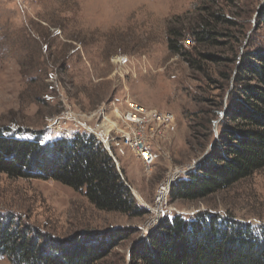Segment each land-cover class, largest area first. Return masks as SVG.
<instances>
[{
	"label": "rangeland",
	"instance_id": "rangeland-1",
	"mask_svg": "<svg viewBox=\"0 0 264 264\" xmlns=\"http://www.w3.org/2000/svg\"><path fill=\"white\" fill-rule=\"evenodd\" d=\"M262 6L264 0H0V129L24 139L71 138L86 132H79L72 118L101 128L99 111L105 109L114 123L107 108L113 102L121 108L126 99L173 113L176 123L169 141L155 146L152 169L129 150L119 155L114 147L117 169L137 204L155 209L166 176L175 170L186 176L212 152L220 108L228 104L226 60L235 47L240 57L264 47V26L257 18ZM212 13L222 17L220 46L201 49L211 59L203 61L204 70L191 71L188 57L170 54L168 29L188 35ZM58 119L64 120L62 127L54 126ZM168 205L171 218L205 213L264 226V169L206 199L172 203L169 197ZM153 211L142 218L108 214L62 184L0 174V215L42 235L64 239L130 231L131 238L100 264H129L133 245L156 220ZM0 264L10 263L0 259Z\"/></svg>",
	"mask_w": 264,
	"mask_h": 264
},
{
	"label": "trees",
	"instance_id": "trees-1",
	"mask_svg": "<svg viewBox=\"0 0 264 264\" xmlns=\"http://www.w3.org/2000/svg\"><path fill=\"white\" fill-rule=\"evenodd\" d=\"M203 18L188 35L168 29L170 54L188 57L191 71L204 70L203 61L211 59L201 49L220 46L222 17L212 13ZM257 18L264 26V6ZM186 39L194 46H183ZM231 52L232 58H226L229 75L222 73L229 95L225 109L220 108L219 135L212 152L172 186V203L206 199L264 169V47L241 57L237 47ZM183 116L190 121L186 113ZM189 128L193 131L190 122ZM41 137L24 139L0 129V174L70 187L100 212L129 218L149 215L95 136L83 132L50 141ZM131 236L126 230L57 239L0 215V259L10 264H100ZM129 264H264V226L205 213L194 218L167 216L132 247Z\"/></svg>",
	"mask_w": 264,
	"mask_h": 264
},
{
	"label": "built area",
	"instance_id": "built-area-1",
	"mask_svg": "<svg viewBox=\"0 0 264 264\" xmlns=\"http://www.w3.org/2000/svg\"><path fill=\"white\" fill-rule=\"evenodd\" d=\"M185 40L184 44L190 47L194 46V42ZM123 102V101H122ZM120 103V105L122 104ZM123 107L119 108L117 104L108 106L107 110L113 111V116H116L114 123L108 116L109 113L105 109L99 111V117L102 118V127L91 128L83 122L72 118V124L75 128L85 130L95 136L104 146L106 151L113 158L116 166L118 165L114 147H117V154L125 155V149L129 150L143 164L145 169H152L156 164L157 155L154 152L155 146L161 142L169 141V130L176 123V116L170 112H161L158 110L147 109L139 103L126 99L123 102ZM108 116V117H107ZM62 119L55 121L54 126L63 125ZM106 122V123H105ZM62 127V126H61ZM62 134L67 135L64 129H61ZM79 132L81 130L79 129ZM75 135V134H74ZM70 136V134L68 135ZM181 171H173L161 182L157 189L156 208L159 213L149 209L148 212H155V221L147 224L145 235L154 229L167 215L166 212L171 211L168 201L171 194L172 186L179 180L180 176H185ZM181 176V177H182ZM158 215H160L158 217ZM162 218V219H161Z\"/></svg>",
	"mask_w": 264,
	"mask_h": 264
},
{
	"label": "water",
	"instance_id": "water-1",
	"mask_svg": "<svg viewBox=\"0 0 264 264\" xmlns=\"http://www.w3.org/2000/svg\"><path fill=\"white\" fill-rule=\"evenodd\" d=\"M117 167H118V165H117ZM120 171V170H119ZM145 237H141V239L139 240V241H137L134 245H136V244H138L142 239H144ZM133 245V246H134Z\"/></svg>",
	"mask_w": 264,
	"mask_h": 264
},
{
	"label": "bare ground",
	"instance_id": "bare-ground-1",
	"mask_svg": "<svg viewBox=\"0 0 264 264\" xmlns=\"http://www.w3.org/2000/svg\"><path fill=\"white\" fill-rule=\"evenodd\" d=\"M155 212H157V211H155ZM157 213H159V210H158V212Z\"/></svg>",
	"mask_w": 264,
	"mask_h": 264
}]
</instances>
